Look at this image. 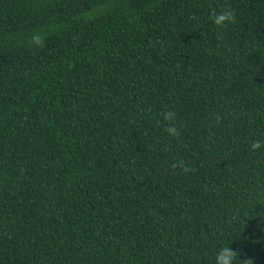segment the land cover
<instances>
[{"label":"trees","instance_id":"16d2710c","mask_svg":"<svg viewBox=\"0 0 264 264\" xmlns=\"http://www.w3.org/2000/svg\"><path fill=\"white\" fill-rule=\"evenodd\" d=\"M256 140L264 0H0V264H264Z\"/></svg>","mask_w":264,"mask_h":264},{"label":"clouds","instance_id":"9594fccd","mask_svg":"<svg viewBox=\"0 0 264 264\" xmlns=\"http://www.w3.org/2000/svg\"><path fill=\"white\" fill-rule=\"evenodd\" d=\"M210 19L216 27L223 28L234 22V14L229 8H224L214 13ZM26 42L30 47L39 49L45 45L46 33L41 30H35L28 35ZM160 115L162 116L163 121L167 124L164 129L167 135L173 138L178 137L180 131L176 126L175 112L162 111ZM262 148H264V141L256 140L250 144V150L253 152ZM184 170L188 171L187 168ZM230 243L231 242H224L221 246L215 249L212 264H237V261H241L239 259L240 253L231 248Z\"/></svg>","mask_w":264,"mask_h":264}]
</instances>
